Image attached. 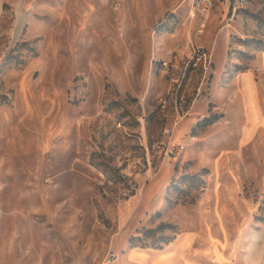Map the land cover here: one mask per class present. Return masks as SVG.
Here are the masks:
<instances>
[{
  "label": "rangeland",
  "instance_id": "rangeland-1",
  "mask_svg": "<svg viewBox=\"0 0 264 264\" xmlns=\"http://www.w3.org/2000/svg\"><path fill=\"white\" fill-rule=\"evenodd\" d=\"M177 255L264 264V0H0V264Z\"/></svg>",
  "mask_w": 264,
  "mask_h": 264
},
{
  "label": "crops",
  "instance_id": "crops-1",
  "mask_svg": "<svg viewBox=\"0 0 264 264\" xmlns=\"http://www.w3.org/2000/svg\"><path fill=\"white\" fill-rule=\"evenodd\" d=\"M159 256H165V255H159ZM159 256L148 254V262L151 263L155 258H157ZM170 257H167V259L162 260L160 264H183L185 260L191 262L192 264H195L194 259H192L189 255H185V257L182 255H177L176 259H174V256L171 258Z\"/></svg>",
  "mask_w": 264,
  "mask_h": 264
},
{
  "label": "built area",
  "instance_id": "built-area-1",
  "mask_svg": "<svg viewBox=\"0 0 264 264\" xmlns=\"http://www.w3.org/2000/svg\"><path fill=\"white\" fill-rule=\"evenodd\" d=\"M115 259H116V256H115V255H112V256H111L110 263H111L112 261H114V262H115Z\"/></svg>",
  "mask_w": 264,
  "mask_h": 264
}]
</instances>
